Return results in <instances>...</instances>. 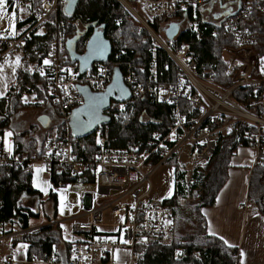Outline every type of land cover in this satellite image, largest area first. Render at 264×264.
I'll use <instances>...</instances> for the list:
<instances>
[{
    "label": "built area",
    "instance_id": "obj_1",
    "mask_svg": "<svg viewBox=\"0 0 264 264\" xmlns=\"http://www.w3.org/2000/svg\"><path fill=\"white\" fill-rule=\"evenodd\" d=\"M60 1L44 0L43 12L36 11L37 17L43 19V14L59 12ZM120 1L126 4L168 53L184 79L177 86L159 89L141 83L137 72L128 66L130 68L123 72V79L131 92V98L124 102L111 101L103 114L124 124L135 118L138 101L167 103L176 109L174 125L165 135L154 134L142 147L131 145L121 149L109 146L108 128L100 127L95 134V152L83 155L81 150L85 148L84 144L82 140L74 139L70 127L73 110L83 104L77 89L81 85L80 76L83 81L94 85V93H105L112 83L114 70L106 63H96L89 72L81 75L78 64H65L58 41L53 42L50 53L52 64L46 66L45 76L41 79L44 84L50 85L48 97L51 107L54 110L57 106L61 107V116L54 124V131L45 136V149L41 158L34 156L29 159L22 155L15 133L0 125V168L25 164L32 168L44 166L45 174L51 176L57 170L58 174L64 173L96 185L98 191L78 193L77 204H71L67 200L63 202L68 211L79 209V213L70 219L74 221L72 233L76 240L69 249H65L64 256H47L41 260L42 264H116L113 254L117 249L129 251L130 261L127 264H145L142 260L143 250L166 243L176 221L173 205L151 202L150 177L160 166L174 158L178 159L179 154L184 153L187 148V157L192 158L194 168L209 161L220 136L225 137L244 128L243 139L255 150L256 165L263 163L264 96L247 109L235 100L234 92L249 87L256 90L264 87V55H259L254 49L256 34L244 27L248 20H254L255 13H264V6L261 3L253 4L250 0L243 3L237 0L236 6L221 20L226 32L238 46L226 57L228 72L233 74V86L226 88L217 82L213 65L201 63L198 54L189 45L175 49L152 29L157 18H161L160 26L170 25L172 22L186 23L190 10L193 11V18L197 19L200 12H207L208 0H137L138 11L124 0ZM175 13L176 17L173 18ZM180 13L183 17L179 16ZM2 24L0 23V30L4 25ZM18 42L25 45L27 40L24 37L0 39V65L10 57L24 52L26 46L21 53L16 51ZM67 69H71V74ZM53 86L60 90H55ZM181 99H186L199 116L187 121L179 111ZM6 132L13 133L8 137L13 145L11 155L4 149ZM49 150L52 153L50 156L47 155ZM143 186L148 187L144 193L141 192ZM252 208L251 202L240 206L242 211ZM107 216L113 221L107 222ZM63 222L57 218L45 225L33 227L30 224L25 228L17 224L13 230L7 228L5 232H0V242L29 244L45 227L61 226ZM121 240H129L130 243L125 244ZM73 255L76 259H73ZM15 263L11 256H7L3 264Z\"/></svg>",
    "mask_w": 264,
    "mask_h": 264
},
{
    "label": "trees",
    "instance_id": "obj_2",
    "mask_svg": "<svg viewBox=\"0 0 264 264\" xmlns=\"http://www.w3.org/2000/svg\"><path fill=\"white\" fill-rule=\"evenodd\" d=\"M16 1L30 3L27 9L29 12L27 18L18 23V31H20L28 24L34 23L35 13L44 0ZM127 1L134 9L138 8L137 0ZM244 1L246 0H240L241 3ZM250 1L253 4L261 3L264 6V0ZM64 5H60L58 15L47 22L45 33L35 35L33 41L26 46V52L22 59V69L18 71L17 75V84H19V91L22 95L25 93L34 95L36 98L40 96L44 102L49 101L46 84L43 83L39 72L36 70L43 66L44 59L50 60L49 54L54 41H58L60 45L61 57L65 60V64H72L66 49V42L77 34L79 24L84 25V31L77 47L78 53H85L87 42L93 34V29L90 28L87 31L86 27L96 24V28L103 32L105 39L112 45V54L106 63L111 69L118 68L123 73L127 68H130L128 66H131V69L137 72L141 83L159 89L177 86L184 79L166 51L156 43L151 34L142 27L120 0H81L71 18L65 14ZM179 16L183 17V14L180 13ZM179 16L178 18H180ZM187 16L188 21L192 24H188L182 31L187 30L184 33L181 32L173 41L167 38L165 39L166 42L173 45L175 49L189 45L192 51L198 54L201 63L213 65L212 68L217 74V82L226 88L231 87L233 74L228 72L225 52L238 48L233 37L226 32L223 22L220 24L210 22L199 14L197 19H194L192 10L188 12ZM160 22L161 18L154 20L153 29L156 32H160ZM63 27L66 29V35L61 40L59 32ZM244 27L256 34L257 43L254 49L263 56L264 13H255L254 20H248ZM82 47L83 50H81ZM32 64L35 65V68H31V72L27 71ZM45 68L46 66L43 67V69ZM41 83L45 88L43 92L40 89ZM21 85L24 87L22 88ZM14 89L15 87L10 89L6 98L0 99V120H3V124L0 123V125L2 127L8 126L12 114L19 105V103L12 105ZM263 96L264 87L257 90L249 87L239 89L234 93L235 100L247 109L251 108L252 104L258 103ZM34 105L40 107L41 103L37 102ZM179 111L187 121L199 116V113L193 110L192 105L186 99L180 100ZM175 114L176 109L170 104H151L150 101H138L136 103V116L132 121L122 124L111 120L107 126L108 144L110 147L118 149L127 148L131 145L142 147L148 143L154 134H167L174 125ZM39 125L33 129L35 131L32 130L28 134L17 135L14 131L19 151L29 159L35 156L32 153L37 152V148L41 150L37 155L38 158L43 155L41 153H44L43 142L36 135L39 129L41 133L43 130L46 133L54 131V125L50 128H44L40 123ZM8 128L10 129V127ZM244 131V128H240L237 133H231L225 137L220 136L209 161L204 166L198 165L192 169V183L187 182L185 170L177 164L173 197L164 203L173 205L177 216L180 208L186 206L183 201L191 199V210L196 215V223L193 225L190 234L182 236L179 240H174L170 244H161L153 249H144L142 260L145 264L239 263L236 248L229 247L218 237L208 235L202 210L215 205L218 192L227 182L231 160L237 148L250 147L249 143L243 139ZM27 136L30 137L25 141ZM82 142L85 147L81 150L83 155L95 152L97 148L95 135L83 139ZM262 160V165L256 168L253 183L256 182L258 185L259 193H257V197L253 196L254 185L252 184L250 197L256 211L264 215V156ZM32 169L28 164L20 167L0 168V227L3 232L7 228L13 230L17 224L22 228L28 227L33 218L38 219L40 216V214H36L37 209H40V204L36 210H30L21 204L25 194L30 197L42 198L41 193L33 187ZM51 181L56 187H65L69 183L80 181V179L69 177L64 173L58 174L57 170H54ZM49 200L56 202L55 210H57V196L52 193ZM54 219H57L56 213L49 220ZM71 245V242L63 239L61 226L45 227L28 244L26 258L29 262L36 259L41 261L47 256L57 254V248L69 249Z\"/></svg>",
    "mask_w": 264,
    "mask_h": 264
},
{
    "label": "rangeland",
    "instance_id": "obj_3",
    "mask_svg": "<svg viewBox=\"0 0 264 264\" xmlns=\"http://www.w3.org/2000/svg\"><path fill=\"white\" fill-rule=\"evenodd\" d=\"M125 2H128L127 0H124ZM13 4H16L17 7L13 8ZM30 3L25 2H18L16 0H6V6L8 9L7 15L3 19H0V23L4 24V28L0 30V36H6L7 39H12L15 37L18 33V23L25 20L29 14L28 12V6ZM23 9V11H21ZM16 12V19H15V29H16V35L10 36L9 31L11 30L9 27L10 23V16L12 11ZM134 16V15H133ZM135 17V16H134ZM56 22V20H55ZM83 24H79L78 27L80 31H84ZM187 24L182 23L180 24V29L183 30L186 28ZM143 27V26H142ZM169 28V24H164L160 27L161 33L158 31V35L164 40L167 39L166 30ZM40 33H44V30ZM66 35V29L65 27L61 28L59 32V36H61V40ZM83 50V47L81 48ZM230 51L225 52V56L227 57ZM22 59V54L17 55ZM13 57V59L3 65V72L1 73L3 76L9 73V69L11 70L13 66H15V60L16 57ZM11 59V58H10ZM20 59V64L21 60ZM27 64V63H26ZM12 74V71H10ZM10 74V75H11ZM38 83V82H37ZM22 88L24 85H21ZM233 86V85H232ZM231 86V87H232ZM15 89L13 90V100L12 105L19 103V105L16 107V110L12 114L10 118V122H8V126L10 129L16 134H22V133H30L35 127H39L38 118L41 116H48L51 121L49 123L48 128L51 126V123L54 122V116L52 110L49 108V102H44V99L42 97L36 98L34 95H29L23 93V95L19 91V84H16ZM230 88V87H229ZM41 92L45 91L43 83L40 85ZM22 90V89H21ZM237 91V90H236ZM235 93V92H234ZM36 94V93H35ZM43 94V93H42ZM46 95V93H44ZM26 98V100H25ZM21 99V102H20ZM41 101H43L41 103ZM41 103L40 107H35V103ZM22 103V104H21ZM0 123L3 124V120H0ZM6 124V123H4ZM5 127V126H4ZM35 131V130H33ZM15 134V136H16ZM37 137L40 139H43V136L41 137V130L36 133ZM44 135V131H43ZM230 135V134H229ZM30 136H27L25 138V141L29 139ZM41 139V140H42ZM33 155H38V152L32 153ZM188 148L184 150V153H180L177 158H174L167 162L166 164L160 166L158 169H156L153 174L150 177V183H151V193H150V200L154 204H162L164 201L169 200L173 197L174 189H175V167L177 164L181 166V168L185 169V173L187 175V182L192 183V174H193V160L192 158H188ZM201 166H204L205 164H200ZM32 168V167H31ZM32 172V184H33V176L36 175L35 168L31 170ZM150 171H147L149 173ZM204 172V171H203ZM47 182V184H50L51 187H47V184L44 182ZM37 183L40 185V187H47V193L40 191V187H36L33 185V187L39 191L42 195V198L40 199L37 197H30L28 195H23V204L25 207L30 208V210H36V204H40V216L38 219L33 218L30 222L31 226H36L38 224H41L44 220L47 223V208L51 211L50 214L56 213V216L59 220L64 221L61 223V229H62V235L63 239L67 242H71L76 239V236L72 233V225L74 224V221H71L70 219L74 217L76 214L79 213V209L75 211H68L65 209V206L63 202L67 200L71 204H77V195L78 193H96L98 191V187L94 184H89L87 182L78 181V182H72L66 185L65 187H56L52 181L50 174H45L41 172L38 177ZM254 185V191L253 196L257 197V193L259 191L257 190L258 185ZM55 189V191H53ZM148 187L143 186L141 189V192L144 193ZM55 194L58 198L57 200V210L53 209L56 202L53 200H49L51 194ZM61 196H63V201H61ZM255 197V198H256ZM27 201H30L28 203ZM183 203L186 204L185 207L180 208L178 215L176 216L175 221V227L171 235L165 240L166 243L170 244L174 240H179L182 236H185L187 234H190V231L192 230L193 225L196 223V215L191 210L192 200L188 199L186 201H183ZM43 213V214H42ZM113 219L111 217L107 216V222H112ZM21 245H13L10 241H2L0 242V264H3L7 256H11L14 261H16L15 264H42L41 261L37 260L34 262H29L26 258V249L22 248ZM28 249V248H27ZM119 250L120 260L121 263H129L130 257H129V251L125 249H117ZM115 250V252L117 251Z\"/></svg>",
    "mask_w": 264,
    "mask_h": 264
},
{
    "label": "crops",
    "instance_id": "obj_4",
    "mask_svg": "<svg viewBox=\"0 0 264 264\" xmlns=\"http://www.w3.org/2000/svg\"><path fill=\"white\" fill-rule=\"evenodd\" d=\"M12 59L13 58L6 61L9 62ZM4 64L5 62L2 66ZM22 64L21 61L20 66L17 67L15 76L10 73V69L9 73L4 76L0 73V77H3L8 84V88L5 91L3 88L4 81H0V92H3V97H0V99L6 98L10 89L14 88L17 84V75L18 71L22 69ZM34 66L35 65L32 64L30 68L34 69ZM45 66L47 65L43 64L41 68ZM43 131L44 135L43 132L41 133L43 139L41 138V140L40 137L39 139L44 143L43 140L46 132L45 130ZM256 159V152L252 147H238L231 160L227 182L218 192L215 205L206 207L202 210L208 235H212L210 233H215V235L212 236L220 239L222 237V241H228L226 245H233L232 248H236L239 255L238 264H240L242 259L240 256L241 252L244 253V264H264V215L256 211L254 204H252L253 208L249 211L240 210V206L245 205L247 202L252 203L250 192L252 184L254 183L255 171L258 166L256 165ZM27 202L30 203V201ZM53 206V209H55V204H53ZM46 208V213L48 214L47 221L49 222V219L51 216L55 215V213L50 214L51 211L47 206ZM44 222L46 221L44 220L41 224L36 226L45 225L46 223ZM73 241H71V243H73ZM56 253L57 255L64 256L65 248H57Z\"/></svg>",
    "mask_w": 264,
    "mask_h": 264
},
{
    "label": "water",
    "instance_id": "obj_5",
    "mask_svg": "<svg viewBox=\"0 0 264 264\" xmlns=\"http://www.w3.org/2000/svg\"><path fill=\"white\" fill-rule=\"evenodd\" d=\"M80 0H67V5L64 9L65 14L68 17H73L76 8ZM93 29V34L89 38L84 54H80L77 51L79 42L82 39V33L80 30L70 40L66 42V49L69 53V57L72 64H78L81 74H84L91 70L92 66L96 62L107 63L112 54V45L105 39L103 32L96 28V24H91L86 27L87 31ZM187 30V29H186ZM186 30L182 31L184 33ZM180 31V25L173 23L166 30V35L169 40L173 41ZM78 92L83 97L84 103L77 107L72 113V120L70 122L71 130L74 139H85L92 136L98 127L109 125L111 119L106 117L103 112L106 111L111 101L124 102L131 98V92L125 85L122 72L120 69H114V76L111 85L108 87L105 93H94L88 87L78 86ZM102 97L100 100L95 101L93 123L87 126V122L90 117L89 111H93L89 108L90 103L93 102V98ZM39 123L47 128L50 123V118L47 116H41ZM37 215L40 214V209H37Z\"/></svg>",
    "mask_w": 264,
    "mask_h": 264
},
{
    "label": "snow or ice",
    "instance_id": "obj_6",
    "mask_svg": "<svg viewBox=\"0 0 264 264\" xmlns=\"http://www.w3.org/2000/svg\"><path fill=\"white\" fill-rule=\"evenodd\" d=\"M15 7H17V5L13 4V8H15ZM21 11H23V9H21ZM7 13H8V9H7V6H6V0H0V19H3L5 17V15H7ZM15 19H16V12L13 10L12 13H11V16H10V23H9V27L11 29L9 31V35L10 36H15L16 35ZM37 34L38 35H42V33H37ZM0 39H7V37L6 36H0ZM49 55H51V54H49ZM20 59L21 58L19 56L16 57L15 66H13L12 69H11L13 76L16 75L17 67L20 66ZM5 63H7V61H5ZM43 64L47 65V66H50L52 64V61L49 60V59H44L43 60ZM3 70H4L3 66L0 65V73H2ZM27 71L31 72V68L27 69ZM37 71L39 72V75L41 77L45 76V70L43 68H39V69H37ZM67 71L71 74V69H67ZM0 81H4L3 82V88L6 91L7 88H8V84H7L6 80H4L3 77H0ZM0 97H3V92H0ZM25 100H26V98H25ZM96 100H100L102 102V97L93 98V102L90 103L89 108L92 109L93 111H89V113H88L90 119L87 122V126H90L93 123V118L92 117L94 115V108H95V101ZM42 102L43 101H41V103ZM12 135H13L12 132H6L5 133V137H4V141H3L4 149L9 155H11L12 152H13V145L9 142L8 137H11ZM97 143L98 144L100 143L99 139L97 140ZM36 151L38 153L41 152V150L39 148H37ZM41 154H44V153H41ZM51 154H52L51 150H49L47 155L50 156ZM57 155H59V153H57ZM34 168H35L36 175L33 176V185L36 186V187H40V185L37 183V181H38L39 174L41 172L45 171V167L44 166H34ZM44 183L47 184L46 181ZM47 187H51V185L47 184ZM47 187H40V191L44 192L46 194L47 193ZM53 191H55V189H53ZM63 199H64L63 196H61V201H63ZM210 234L215 235V233H210ZM221 239H223V238L221 237ZM113 242H115V241H113ZM121 242L125 243V244L130 243L129 240H121ZM224 243L228 244V241L225 240ZM229 246L233 247V245H229ZM21 247L27 249L28 245L27 244H23V245H21ZM240 256L242 258L241 261H240V264H244V261H243L244 253L241 252ZM73 259H76L75 255H73ZM113 259L116 261V264H121L119 250L114 252Z\"/></svg>",
    "mask_w": 264,
    "mask_h": 264
},
{
    "label": "bare ground",
    "instance_id": "obj_7",
    "mask_svg": "<svg viewBox=\"0 0 264 264\" xmlns=\"http://www.w3.org/2000/svg\"><path fill=\"white\" fill-rule=\"evenodd\" d=\"M81 1V0H80ZM123 3V2H122ZM130 7H132L128 2H126ZM62 4H65L64 5V9H65V7H66V5H67V0H61L60 2H59V7H60V5H62ZM125 6H126V4L125 3H123ZM43 6H44V3H42V5H41V7L37 10L38 12H43ZM127 7V6H126ZM133 8V7H132ZM127 9L130 11V9L127 7ZM134 9V8H133ZM135 11H138V8L137 9H134ZM131 12V11H130ZM58 13L59 12H56V13H53V14H43V19H39L38 17H37V14L35 13V21H34V23H30V24H28L27 26H25L24 28H22L20 31H18V33H17V35L15 36V38L16 39H19V38H21V37H24L26 40H27V42H26V44L25 45H23V43H21V42H18L17 43V47H16V51L18 52V53H21V50H22V48L23 47H25V46H27L28 44H30L32 41H33V37L35 36V35H38L37 33H40V32H42L43 30H44V33H45V27H46V25H47V22H49V20L51 19V18H53V17H56L57 15H58ZM131 14L132 15H134L132 12H131ZM199 15H201L202 16V18H204L205 20H207L206 18H205V15H206V12H200L199 13ZM135 16V15H134ZM173 18H175L176 17V13L172 16ZM198 17V16H197ZM136 18V17H135ZM209 21V20H208ZM210 22H213V21H210ZM221 22V20H218V21H215L214 23H217V24H219ZM140 23V22H139ZM173 23H176V24H178L177 22H172L171 24H173ZM141 24V23H140ZM171 24L169 25V27L171 26ZM180 24H182V23H179V25ZM186 24L188 25H190V24H192L190 21H187L186 22ZM193 24H195V22H193ZM3 25V24H2ZM142 25V24H141ZM143 26V25H142ZM4 28V25L1 27V29H3ZM143 28L144 29H146L144 26H143ZM152 29H153V25H152ZM78 30H80V29H78ZM147 30V29H146ZM148 31V30H147ZM153 31L158 35V33L153 29ZM81 33H82V31H80ZM149 32V31H148ZM181 32H182V30L180 29V31H179V33H178V35H180L181 34ZM150 33V32H149ZM160 33H161V31H160ZM83 34V33H82ZM151 34V33H150ZM162 34V33H161ZM177 35V36H178ZM151 36L153 37V35L151 34ZM159 36V35H158ZM160 37V36H159ZM161 38V37H160ZM168 38V37H167ZM153 39L156 41V39L153 37ZM162 39V38H161ZM163 40V39H162ZM166 44H168L167 42H166V40H165V38H164V40H163ZM156 43L160 46V44L156 41ZM169 45V44H168ZM185 46V45H184ZM161 47V46H160ZM162 48V47H161ZM231 51H233V50H231ZM26 52V48H25V50H24V52L22 53V54H24ZM82 52V51H81ZM167 53V52H166ZM168 54V53H167ZM15 56H17V55H15ZM15 56H13V57H15ZM13 57H10V58H13ZM9 58V59H10ZM8 60V59H7ZM96 63H102V62H96ZM96 63H94V64H96ZM93 64V65H94ZM2 65V64H1ZM93 67V66H92ZM92 69V68H91ZM90 71V70H89ZM88 71V72H89ZM87 73V72H86ZM86 73H84V74H86ZM81 74V73H80ZM84 74H81V75H84ZM122 75H123V73H122ZM125 83V82H124ZM80 84L81 85H79V86H83V87H88L91 91L93 90V88H94V85L91 83V82H85V81H83L82 80V77L80 76ZM126 85V84H125ZM45 87H46V90H47V94H49V90H50V85H45ZM54 87V89L55 90H57V91H59L60 90V88L59 87H57V86H53ZM78 89V88H77ZM93 92V91H92ZM79 93V92H78ZM80 94V93H79ZM48 96V95H47ZM81 96V95H80ZM82 97V96H81ZM48 99H49V97H48ZM82 99H83V97H82ZM49 108H50V110H52V112H53V116H54V122H52L51 123V126L52 125H54L55 124V122H56V120H59V118H60V116H61V107H59V106H57L56 107V109L54 110L52 107H51V103H50V99H49ZM83 103H84V100H83ZM81 106V105H80ZM79 107V106H78ZM77 108V107H76ZM75 108V109H76ZM74 109V110H75ZM73 110V111H74ZM73 113V112H72ZM106 116V115H105ZM107 117V116H106ZM115 122H117V123H120V122H118V121H115ZM50 126V127H51ZM107 126L108 125H104V126H100V127H106L107 128ZM49 127V128H50ZM71 127V126H70ZM100 127H98L97 128V130L100 128ZM48 128V127H47ZM96 130V131H97ZM96 131H95V133L92 135V136H94L95 134H96ZM48 133H51V132H48ZM47 134V133H46ZM46 134H45V136H46ZM92 136H90V137H92ZM96 136V135H95ZM89 138V137H88ZM86 139V138H85ZM79 140H83V139H79ZM44 143H43V145H44V149H45V138H44ZM35 156H37V155H35ZM39 158H41V156L39 157ZM0 232H2V230H1V227H0ZM28 245V244H27Z\"/></svg>",
    "mask_w": 264,
    "mask_h": 264
},
{
    "label": "flooded vegetation",
    "instance_id": "obj_8",
    "mask_svg": "<svg viewBox=\"0 0 264 264\" xmlns=\"http://www.w3.org/2000/svg\"><path fill=\"white\" fill-rule=\"evenodd\" d=\"M236 3L237 0H208L205 18L213 22L223 20L236 6ZM36 208H38V204H36Z\"/></svg>",
    "mask_w": 264,
    "mask_h": 264
}]
</instances>
